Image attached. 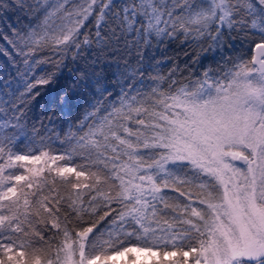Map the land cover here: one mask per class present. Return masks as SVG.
<instances>
[{
    "label": "snow or ice",
    "instance_id": "obj_1",
    "mask_svg": "<svg viewBox=\"0 0 264 264\" xmlns=\"http://www.w3.org/2000/svg\"><path fill=\"white\" fill-rule=\"evenodd\" d=\"M49 91V123L82 113L62 136L29 124ZM114 256L264 264V0H0V264Z\"/></svg>",
    "mask_w": 264,
    "mask_h": 264
},
{
    "label": "trees",
    "instance_id": "obj_2",
    "mask_svg": "<svg viewBox=\"0 0 264 264\" xmlns=\"http://www.w3.org/2000/svg\"><path fill=\"white\" fill-rule=\"evenodd\" d=\"M129 39L131 38L129 37ZM248 47L249 44L247 40L242 39L239 36L235 37L232 44L226 45L225 59L246 52ZM161 51L165 52L167 57H169L170 59H174L177 63H179L181 67H183L186 60H188V57L185 56L184 54L185 52H188L190 55L195 54L191 47H189L188 45H184L182 47L179 42L168 44L164 49H157L155 52L157 59H161ZM97 55H99V50H97L95 47H93V49L87 52V56L89 59L95 58ZM209 56H211V54H209ZM135 58H136L135 49H133L132 55L129 56L125 49V39L121 37L119 40V44H114L113 49H110L105 53L104 60H105V66L107 64H111L112 69L114 71L116 65L117 64L123 65L125 59H128L133 64H135ZM216 61H218L220 64H223V60H221L219 56L216 57ZM216 61H211L210 59H206L204 61V64L205 66H207L211 62L213 64V67H215ZM83 64H84L83 61H77L76 63H70L69 67L64 68L59 76V87H62L66 82L70 83L72 77L76 74L70 69L82 67ZM171 66H172L171 63L162 65L160 70L162 73L166 74L168 68H170ZM42 67L51 70L49 65H43ZM108 75L111 80L113 78L112 73L110 72L108 73ZM184 75L187 76V72H185ZM59 87H55V91H58ZM115 91L118 92L119 88H115ZM54 94H55L54 91H49L46 96H43L42 98L39 99V102L37 103L33 112L29 114L30 116L29 124L36 123L37 127H39L40 122L42 121L47 128H55V130L62 136L63 131H66L68 128V121H72L73 123H75L76 117L78 116L82 117V113L78 108L75 107H73L71 111L67 108H65L63 112L59 110H55V116L51 118L52 122L49 123V117L53 109L45 108V103L46 101H50L51 97ZM189 259H191V257H189Z\"/></svg>",
    "mask_w": 264,
    "mask_h": 264
},
{
    "label": "rangeland",
    "instance_id": "obj_3",
    "mask_svg": "<svg viewBox=\"0 0 264 264\" xmlns=\"http://www.w3.org/2000/svg\"><path fill=\"white\" fill-rule=\"evenodd\" d=\"M133 256L137 257L138 260L140 259H144V254L142 253H137V252H133L132 253ZM164 260L165 261V264H168V262L171 260V259H175V257H161V256H154V257H151V258H147V263L149 264H152L153 261H159V260ZM127 260V257L126 256H120V257H113L112 260H110L108 262V264H113V262H115V264H123V262Z\"/></svg>",
    "mask_w": 264,
    "mask_h": 264
}]
</instances>
